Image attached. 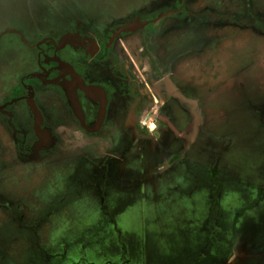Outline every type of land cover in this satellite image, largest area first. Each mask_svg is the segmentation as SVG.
Returning a JSON list of instances; mask_svg holds the SVG:
<instances>
[{
  "label": "rangeland",
  "instance_id": "obj_1",
  "mask_svg": "<svg viewBox=\"0 0 264 264\" xmlns=\"http://www.w3.org/2000/svg\"><path fill=\"white\" fill-rule=\"evenodd\" d=\"M165 11L193 18L161 40L165 71L148 87L137 79L135 143L124 147L119 131L116 166L83 156L60 91L40 108L44 139L25 102L2 109L34 73L68 88L82 24L95 35ZM180 55L195 57L192 75L166 79L203 120L188 149L196 118L162 83ZM155 100L162 109L143 116ZM0 109V264H264V0H0ZM164 158L178 164L171 173L160 172Z\"/></svg>",
  "mask_w": 264,
  "mask_h": 264
},
{
  "label": "flooded vegetation",
  "instance_id": "obj_2",
  "mask_svg": "<svg viewBox=\"0 0 264 264\" xmlns=\"http://www.w3.org/2000/svg\"><path fill=\"white\" fill-rule=\"evenodd\" d=\"M183 5L184 4L179 6V9H183ZM163 13H166V11L152 14L146 16V18L134 20L133 22L130 21L128 23L115 25L104 32H95V35H92L86 30V28H82L83 34L82 36L80 34L78 37L79 42L76 43L78 50H80V53L77 52L76 56L75 68L77 71L76 73H69L70 78L66 79L68 88L58 86L56 87L58 92L53 91L52 88L45 86L40 74L35 75L34 73L25 78L22 82V85H24L27 92L18 90L12 100L13 102L11 100H6L2 109L5 110L7 107L13 106L18 102H25L26 106L31 109L32 114L35 115L34 124L37 136L44 139V137L40 136L37 131V126L40 124L44 125L45 123L41 109L47 108L48 106L46 105L48 100H51L55 95L59 94L60 91L67 101L66 106L73 107L77 116L76 123L78 125L79 141L82 143L84 149H86V146L88 145L87 151L83 150L84 152H82L83 156L99 158L103 161L102 165H99V167L102 168L116 166L117 159L121 157L122 153H120L121 149H117L116 145L119 131V134L123 139L128 138L129 140L125 143L122 142L124 147H126L127 144L132 145L135 143L133 139L135 136L132 133V128L137 124L138 118L136 112H133L132 108L133 100L134 98H137L135 93L139 92V89L137 88L138 85L136 84L138 83L137 79H140V82L148 87V84L145 83L144 80L150 76L152 71L156 69L155 73L159 74L165 71L166 67H164L163 62L166 54L162 48L163 44L161 40L166 32L174 30L178 25L183 24L182 22H187L188 19L193 18L192 13L184 12V17H182L179 14L180 12L178 14L176 12L175 15L168 17L176 18L175 20L178 24H172L166 28L164 27L165 30L168 29L165 31L161 25V22L165 19L157 25L151 23ZM134 22L147 24L142 27H137L134 30L114 35L120 27ZM257 25L261 27L263 24L258 21ZM97 34H101L99 35V38H97ZM92 45L93 47H91ZM150 45L152 48L154 46L156 47V50H154L153 53H149V51L151 52L152 50L148 48ZM251 51L255 52L256 48L251 47ZM188 56H190V53L187 57ZM182 58L184 57L180 55L177 57V60H172L170 64L176 63V66L174 67L176 74L169 72L166 75H163L162 83L166 94L174 98L179 106L184 107L193 113L197 112L199 102L194 98H188L184 91L173 82L172 78L166 79V76L169 75H178L180 77L192 75L195 67V57L193 60L180 63L184 64V66H186V64L188 65L192 70L190 74L189 71L188 73H182V66L179 64ZM145 61H147L148 64H146ZM149 63L152 68L149 66ZM144 64L147 66L146 68L148 69V72H141L139 69V67H142ZM38 80L42 82L41 85L37 82ZM44 80H47V78H44ZM166 81L169 83L170 81L172 82L174 86L171 83L170 85L175 88L176 92L179 93V96L170 93ZM24 82L25 84H23ZM74 86L75 89L73 88ZM180 96H182L183 99L180 98ZM139 101L140 100H138V102ZM155 103H157L156 100L152 106L150 104L146 105L143 109V111H145L143 116L157 113L162 109L158 108ZM137 105L139 106V104ZM163 105H165V103ZM165 106L164 109L169 110V114L175 115L174 107L177 105L175 106L172 102H168ZM142 107L143 106H141V109ZM12 114L14 116V112ZM39 114L41 115L40 120L38 119ZM133 116H135L134 119L136 120V123L131 122ZM161 119L162 131H165V129L168 130L169 126L164 123L163 118ZM119 120H121L120 125H118ZM202 123L203 120L201 118V125L198 134L202 131ZM63 125L67 126H63V128H71L69 121L67 120ZM192 144L193 143H188L186 149L191 147ZM96 146L98 147L97 149H95ZM125 149L123 152H125ZM102 150H104L103 153ZM185 156L184 153L181 158H184ZM169 163V165L172 164L170 161ZM169 165H163L164 169H161L160 172L168 168ZM151 173L152 176L155 174L152 171Z\"/></svg>",
  "mask_w": 264,
  "mask_h": 264
},
{
  "label": "water",
  "instance_id": "obj_3",
  "mask_svg": "<svg viewBox=\"0 0 264 264\" xmlns=\"http://www.w3.org/2000/svg\"><path fill=\"white\" fill-rule=\"evenodd\" d=\"M174 14V11H166V13H163V14H160L158 16L157 19H155L154 21H152L151 23H154V24H159L163 19H165L166 17L168 16H171ZM147 23H143V24H139L137 22H134V23H130V24H126L122 27H120L117 32L114 34V35H117V34H120V33H123V32H128V31H131V30H134L135 28L137 27H142L143 25H145ZM71 39V38H70ZM167 85H168V88L170 90V93L172 95H175V96H179V93L176 92L175 88L173 86L170 85V83L168 81H166ZM180 98L183 99L182 96H180ZM1 110V109H0ZM193 114L195 115V118H196V124H195V128H194V132L189 140V144H191L193 142V140L195 139L196 135L198 134V131H199V128H200V123H201V118L200 116L197 114V112H193Z\"/></svg>",
  "mask_w": 264,
  "mask_h": 264
},
{
  "label": "crops",
  "instance_id": "obj_4",
  "mask_svg": "<svg viewBox=\"0 0 264 264\" xmlns=\"http://www.w3.org/2000/svg\"><path fill=\"white\" fill-rule=\"evenodd\" d=\"M82 28H86V25L85 24H82ZM81 29V28H80ZM72 30H74V29H72ZM178 160H180V163L181 164H179V165H181V166H183V165H185V162H186V156L184 157V158H181V159H178ZM164 163L162 164V165H169V160H167L166 158H164ZM175 165H178V164H174V165H169L168 166V168H166L164 171H162V172H164V173H171V170H173V168L175 167ZM179 167V166H178ZM177 167V168H178ZM184 167V166H183ZM152 171V170H151Z\"/></svg>",
  "mask_w": 264,
  "mask_h": 264
},
{
  "label": "clouds",
  "instance_id": "obj_5",
  "mask_svg": "<svg viewBox=\"0 0 264 264\" xmlns=\"http://www.w3.org/2000/svg\"><path fill=\"white\" fill-rule=\"evenodd\" d=\"M156 127L157 126L155 124H152V125H150L149 130L154 133L156 130Z\"/></svg>",
  "mask_w": 264,
  "mask_h": 264
},
{
  "label": "trees",
  "instance_id": "obj_6",
  "mask_svg": "<svg viewBox=\"0 0 264 264\" xmlns=\"http://www.w3.org/2000/svg\"><path fill=\"white\" fill-rule=\"evenodd\" d=\"M182 4H178V6H181Z\"/></svg>",
  "mask_w": 264,
  "mask_h": 264
}]
</instances>
